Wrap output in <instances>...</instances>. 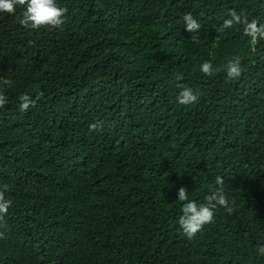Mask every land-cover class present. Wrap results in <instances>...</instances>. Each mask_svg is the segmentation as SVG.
Instances as JSON below:
<instances>
[{
	"label": "trees",
	"instance_id": "1",
	"mask_svg": "<svg viewBox=\"0 0 264 264\" xmlns=\"http://www.w3.org/2000/svg\"><path fill=\"white\" fill-rule=\"evenodd\" d=\"M57 3L63 30L0 12V264H264V39L222 28L233 9L264 24V0ZM217 176L233 212L189 239L178 189L207 204Z\"/></svg>",
	"mask_w": 264,
	"mask_h": 264
},
{
	"label": "clouds",
	"instance_id": "2",
	"mask_svg": "<svg viewBox=\"0 0 264 264\" xmlns=\"http://www.w3.org/2000/svg\"><path fill=\"white\" fill-rule=\"evenodd\" d=\"M17 6L22 9V14L18 17L20 25L31 29L63 30L69 12V9L66 6H60L57 0H0V12L15 15ZM230 16V19L224 21L223 29H230L234 24L243 25L244 35L250 36L253 41H256L257 38L264 39V24H258L255 19L249 22L247 16L238 14L234 9L231 10ZM183 20L185 29L188 32H196L201 27L190 12L183 16ZM201 71L205 75L211 76L213 74L211 62L203 63ZM226 71L230 80L238 79L242 74L239 61H230L226 66ZM177 79H182V76L177 77ZM0 80L5 85H11L12 83L6 78H0ZM42 97L43 92H37L34 98L28 93L21 94L18 98L20 112L26 113L28 110L35 108ZM198 99V94L194 93L191 88H185L178 97L179 103L183 105L194 104ZM6 103V96L0 93V108H3ZM89 128L90 131H97V123L91 124ZM215 183L218 187L211 190V194L207 197V204H198L195 200H189L188 190L185 187L178 189V200L186 202L183 204L182 215L179 216L178 223L189 239L194 238L206 224L214 222V209L217 206L223 207L229 214L233 212L225 193V182L222 176H217ZM4 189H7V185L4 186ZM11 206L12 201L5 198L4 190H0V219L8 214ZM258 254L264 256V245L258 246Z\"/></svg>",
	"mask_w": 264,
	"mask_h": 264
},
{
	"label": "bare ground",
	"instance_id": "3",
	"mask_svg": "<svg viewBox=\"0 0 264 264\" xmlns=\"http://www.w3.org/2000/svg\"><path fill=\"white\" fill-rule=\"evenodd\" d=\"M8 88V87H7Z\"/></svg>",
	"mask_w": 264,
	"mask_h": 264
}]
</instances>
